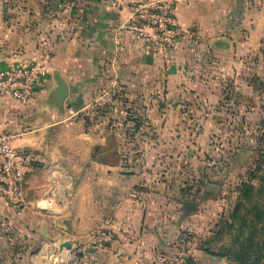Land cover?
Here are the masks:
<instances>
[{
  "label": "crops",
  "instance_id": "0c3cea01",
  "mask_svg": "<svg viewBox=\"0 0 264 264\" xmlns=\"http://www.w3.org/2000/svg\"><path fill=\"white\" fill-rule=\"evenodd\" d=\"M141 1H89L79 25L68 20L60 35L49 30L42 37L38 21L0 24V68L24 62L41 70L31 100L0 97L11 145L36 159L22 202L0 194V242L9 226L23 235L8 264H51L56 244L61 251L65 241L70 247L94 242L100 228L112 233L97 246L107 256L94 253L90 264H103L101 257L143 264L149 211L159 203L153 197L163 196L167 184L159 181L161 156L179 142V132L195 127L188 114H205L201 104L188 102L199 101L204 84L241 64L261 41L264 18L252 1L172 0L176 22L196 35H182L163 50L128 24ZM55 71L68 88L61 105L53 99ZM216 110L211 103L214 123L203 119V131H217ZM133 119L132 128L127 120ZM26 243L37 245L29 250Z\"/></svg>",
  "mask_w": 264,
  "mask_h": 264
},
{
  "label": "rangeland",
  "instance_id": "374dc122",
  "mask_svg": "<svg viewBox=\"0 0 264 264\" xmlns=\"http://www.w3.org/2000/svg\"><path fill=\"white\" fill-rule=\"evenodd\" d=\"M89 1L0 0V24L30 27L38 21L42 37L49 30L60 35L68 20L79 25ZM249 1L264 18V0ZM260 33L261 41L242 56L241 64L204 84L199 101L188 102L190 107L201 104L205 114H188L195 127L179 132V142L161 156L159 181L167 184L163 196L153 197L159 203L149 211L143 264H264V23ZM211 103L217 108V131H203L200 123L211 119ZM127 121L133 128L135 119ZM128 137L135 149L134 135ZM1 235L8 239L0 242V257L8 264L23 235L12 226ZM107 240L96 237L95 246L88 243L77 258L70 247L60 251L56 244L51 264H90ZM36 245L31 243L29 250ZM100 262L110 264L106 257Z\"/></svg>",
  "mask_w": 264,
  "mask_h": 264
},
{
  "label": "built area",
  "instance_id": "2783aa9c",
  "mask_svg": "<svg viewBox=\"0 0 264 264\" xmlns=\"http://www.w3.org/2000/svg\"><path fill=\"white\" fill-rule=\"evenodd\" d=\"M172 0H146L137 2L128 24L131 29L142 34L150 45L166 50L173 42L186 35H196L193 29L183 30L176 22ZM41 70L35 64L17 62L0 68V97L10 96L18 101L32 99L38 87ZM12 133L3 128L0 122V194L14 204L24 199V185L28 174L35 165L34 154L26 148L11 145ZM104 235L107 240L110 232L98 229L94 237ZM96 242H91L93 245ZM87 244L72 245L69 251L77 258L86 251Z\"/></svg>",
  "mask_w": 264,
  "mask_h": 264
},
{
  "label": "water",
  "instance_id": "95a60500",
  "mask_svg": "<svg viewBox=\"0 0 264 264\" xmlns=\"http://www.w3.org/2000/svg\"><path fill=\"white\" fill-rule=\"evenodd\" d=\"M54 78L57 80V87L55 91L53 92V99L58 104H62L64 98L66 97L68 93V88L65 80L61 77L58 71L54 72ZM65 246L66 248L70 247V243L68 241H65L61 244V247Z\"/></svg>",
  "mask_w": 264,
  "mask_h": 264
},
{
  "label": "trees",
  "instance_id": "16d2710c",
  "mask_svg": "<svg viewBox=\"0 0 264 264\" xmlns=\"http://www.w3.org/2000/svg\"><path fill=\"white\" fill-rule=\"evenodd\" d=\"M240 243H241V242H240ZM244 245H245V244H242V243L240 244V247H239L240 250L244 249Z\"/></svg>",
  "mask_w": 264,
  "mask_h": 264
}]
</instances>
